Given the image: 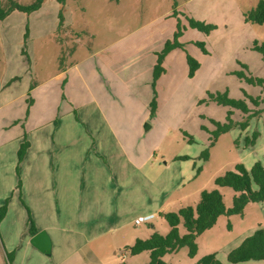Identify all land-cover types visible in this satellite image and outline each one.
<instances>
[{
    "label": "rangeland",
    "instance_id": "rangeland-1",
    "mask_svg": "<svg viewBox=\"0 0 264 264\" xmlns=\"http://www.w3.org/2000/svg\"><path fill=\"white\" fill-rule=\"evenodd\" d=\"M16 1L28 6L36 0ZM260 1L43 0L41 8L30 15L11 13L0 22V198L7 196L9 183L19 179L13 167L19 161L25 135L37 125L50 123L47 130L61 129L63 141H68L66 137L72 129L87 132L101 127L98 106L108 114L114 129L126 131L127 145L134 143L136 132L143 134L142 158H148L153 151L161 163L163 157L169 161L168 168L154 170L157 183L152 187L147 183L137 187L124 184L129 187L128 197L143 189L145 202L155 198V203L162 205L164 198L171 199L173 212L177 213L196 207L203 191L219 189L225 205L231 208L236 193L231 188H219L216 180L239 164L248 168L257 162L264 165V112L253 116L264 106L252 101L264 99V84H251L238 76L243 73L264 82V60L253 49L256 41L264 43V25L245 19V14ZM189 19L216 28L205 34L192 29ZM179 31L177 41L182 48L174 49L164 59L166 73L154 87L159 54L168 42H175ZM199 43L204 44L207 53ZM188 56L200 63L192 78ZM225 93L230 99L244 101L248 113L220 105L209 96ZM154 98L157 109L152 115ZM32 101L36 105L28 120ZM146 124L152 126L148 132ZM217 124H232L233 128L219 133ZM254 133L259 134L255 146H247V139H252ZM80 146L79 155L84 159L83 148L93 145L85 146L83 141ZM183 157L190 159L181 160ZM145 170L151 169L148 166ZM90 191L88 188L86 195L82 191L81 200L73 203L75 209L76 204L80 207L75 216L65 203V214L56 222L12 208L6 223L3 225L6 217L0 223V264L7 263L8 254H13L11 264H58L83 245V235H91L89 226L96 219V208L104 205L98 202L103 194L88 200ZM112 193L107 205H112L111 215L121 227L126 221L125 213L131 209L126 202L124 206L119 203L123 194ZM16 203L17 207L23 205L19 200ZM158 216L152 223L142 224L141 232L131 226L106 234L63 264H91L95 260L100 264H148L149 254L131 256L125 248L137 233L143 239L154 233L166 236L169 226L163 216ZM256 219L254 213L244 218L222 216L213 229L197 239L199 250L195 257H190L189 249L183 247L167 254L164 261L198 264L211 253L226 258L237 238ZM32 225L37 231H45L41 230L44 226L59 229V241L54 242L51 256L31 247L34 253L23 258L25 238ZM60 229L66 232L59 234ZM180 233H187L183 225ZM13 242L14 247L10 244Z\"/></svg>",
    "mask_w": 264,
    "mask_h": 264
},
{
    "label": "crops",
    "instance_id": "crops-1",
    "mask_svg": "<svg viewBox=\"0 0 264 264\" xmlns=\"http://www.w3.org/2000/svg\"><path fill=\"white\" fill-rule=\"evenodd\" d=\"M164 73H166V70ZM100 81L101 83L104 81L103 76ZM35 105L36 102L32 101L28 120L32 118ZM96 109L101 118V127L87 132H84L82 129H72L68 137H66L68 138V141H63L64 135L61 129L55 128L51 131L47 130L46 127L50 123L37 125V127L30 131L28 135H25V139L21 142L23 143L27 140L30 143V147L27 150L24 160L20 164L18 162L15 163L13 167L15 177L19 176V179H13V181L9 183V187L6 189L7 193L5 192V194L7 196L2 197V199L0 198L1 207L5 198L10 197L11 202L8 205L7 217L10 215L12 208H14L17 211H22L21 209H23V211L31 217H50L56 222V218H60V216L65 214V203H67V206H71L72 215H76L80 210V207L79 204H76L75 209L73 203L81 200L82 191L84 195H86L88 188L91 189L87 198L88 200H95L97 193L103 194V198L98 199V202H103L104 205L98 207L96 205V219L90 223L89 226L91 232L90 237L83 235L85 243L79 246L76 250L70 252L68 256L59 261L58 264H63L74 255L80 253L87 244H95L96 242H99L106 234L114 233L121 228H129L131 226L139 231L142 224L136 225L135 221L141 216L153 214L154 218L151 221L152 223L159 217L158 215L162 217V214L173 212L171 199L164 198L162 205L155 203V198L145 202L143 189L137 191L136 196L128 197L127 189L129 187L123 186L124 184H135L137 187L138 185H141V183H144L142 185L147 183V187H152L157 183V178H153L156 175L154 170H161L162 166L164 169L168 168V159L163 157V162L161 163L153 151H151L152 154H150L148 158H142L140 142L144 139L143 134L140 133V131L139 133L136 132V140L134 143L127 145V142L124 140L126 131L124 132L120 129L117 131L114 129L111 122H109L108 114L104 113V111L98 106H96ZM72 111L76 112L75 108ZM56 123L57 122H54L53 124L57 125ZM151 129L152 126H150V129L145 130V132H148ZM86 140H88L87 144ZM83 141L85 146L93 145V147L87 146L83 148L86 157L81 159L79 154L82 152L80 145ZM76 156L78 160L75 159ZM148 166L151 170H145ZM245 167L250 170L253 166L251 168H248L247 166ZM130 188H132V186ZM254 189L257 188L254 187ZM113 191H115L117 195L123 194L119 203L124 206V202H126L128 204L127 207L131 209V211L125 213L126 221L121 227H117L119 220L115 218L114 215H111V212L113 211L112 205H107V201H112L110 196L111 194L113 195ZM219 191L221 192V190ZM17 199L19 201L23 200L24 202L22 206H19L21 208L17 207ZM250 213L257 215L256 221L250 225L247 231H244L237 238L235 246L231 247L226 258L225 256L221 257L220 253H215L218 260L223 264H233L228 261L229 253L239 247L246 238L252 236L258 229L264 231V203H250L245 208L243 215L233 216H241L244 218ZM20 215L23 216L25 214L24 212H21ZM7 217L5 218L3 225L6 223ZM152 228L156 229V225L152 224ZM41 230H45L49 234L52 240V246L54 242L59 241V237L56 234V232L59 231L57 227L44 226ZM166 231L168 232L167 229ZM39 232L41 231H38V233ZM61 232H66V230L60 229L59 234H61ZM152 235L153 234H151L150 237ZM26 236L23 258H27L29 254L34 253L31 252V247H33L31 240L35 235L32 236L31 234H27ZM78 237L81 238L80 233H78ZM138 239L147 240L143 239L141 233L135 234V236L128 242V245H126L125 253L131 255L127 248L133 246ZM10 244L13 247L16 246L14 242ZM143 253L149 254L148 252ZM91 255L95 256V252H91ZM16 257L14 262L17 259ZM124 258H126V254ZM84 264L90 263L85 261ZM91 264H100V261L95 260ZM239 264H264V260L248 261Z\"/></svg>",
    "mask_w": 264,
    "mask_h": 264
},
{
    "label": "trees",
    "instance_id": "trees-1",
    "mask_svg": "<svg viewBox=\"0 0 264 264\" xmlns=\"http://www.w3.org/2000/svg\"><path fill=\"white\" fill-rule=\"evenodd\" d=\"M64 2L65 0H59ZM43 0H36L33 4L24 6L19 4L16 0H0V22L4 21L11 13L15 11L32 14L38 11L42 6ZM176 7V5H175ZM246 22L264 25V0H261L256 8L245 14ZM189 24L192 29L198 30L205 34H210L216 27L206 24L195 19H189ZM181 35L179 31L176 34L175 42H168L163 52L159 54L158 63L154 67V87L156 82L164 74L165 68L163 66L164 59L174 49L182 48V45L177 41ZM202 50L207 53L204 44H197ZM253 49L258 52L264 60V43L255 42ZM188 65L190 67V77H194L196 72L200 69V63L194 58L188 56ZM240 78H245L251 84L263 85L261 79H249L243 73H238ZM210 99L223 106H230L240 109L244 113H248L247 106L244 101L230 99L228 94H209ZM256 106L263 105L264 99H252ZM157 109L156 98L151 103L152 115ZM263 110L257 111L253 116H257ZM219 127V133H226L233 128V125ZM245 127V126H244ZM259 134L254 133L252 139H247V146H254ZM30 147V143L25 140L18 152V163L20 164ZM205 155V153H204ZM181 160H189L188 157L180 158ZM216 185L222 188H231L236 193L233 199V206L227 208L224 202V196L218 189L212 191H203L201 193L200 201L196 207H186L179 210L177 213L162 214L170 227V232L163 236L159 233H154L149 239H138L135 244L128 247L131 255L136 256L143 252L150 254V262L148 264H168L164 261V257L169 253H174L177 250L187 247L189 249V256L195 257L198 253L197 238L206 231L211 230L222 216L243 215L244 210L250 203H264V166L257 162L248 170L243 164L236 166L234 171L227 172L226 175L216 180ZM20 187V183H19ZM256 187L257 189H254ZM9 200L0 208V223L4 220L8 213ZM22 203L24 204L23 200ZM31 219V217H30ZM183 225L186 229V234L181 235L180 226ZM38 231L31 226L30 234L36 235ZM13 254L7 255V263L11 264ZM264 260V231L258 229L252 236L246 238L242 244L236 249L232 250L228 255V261L233 264L244 263L248 261ZM126 264V263H123ZM198 264H223L218 260L216 254L206 255L198 261Z\"/></svg>",
    "mask_w": 264,
    "mask_h": 264
},
{
    "label": "water",
    "instance_id": "water-1",
    "mask_svg": "<svg viewBox=\"0 0 264 264\" xmlns=\"http://www.w3.org/2000/svg\"><path fill=\"white\" fill-rule=\"evenodd\" d=\"M148 129H150V126L146 125L145 130ZM31 244L41 253L46 254L48 256L52 255V240L46 231H41L38 234H36L32 238Z\"/></svg>",
    "mask_w": 264,
    "mask_h": 264
},
{
    "label": "built area",
    "instance_id": "built-area-1",
    "mask_svg": "<svg viewBox=\"0 0 264 264\" xmlns=\"http://www.w3.org/2000/svg\"><path fill=\"white\" fill-rule=\"evenodd\" d=\"M153 218H154L153 214L147 215V216H141L135 221V223H136V225H141L144 223L151 222L153 220Z\"/></svg>",
    "mask_w": 264,
    "mask_h": 264
}]
</instances>
